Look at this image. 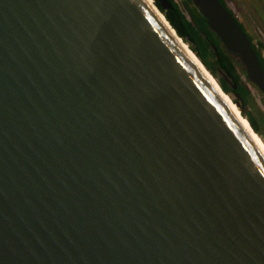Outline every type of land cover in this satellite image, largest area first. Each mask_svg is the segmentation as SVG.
I'll use <instances>...</instances> for the list:
<instances>
[{
  "label": "water",
  "instance_id": "1",
  "mask_svg": "<svg viewBox=\"0 0 264 264\" xmlns=\"http://www.w3.org/2000/svg\"><path fill=\"white\" fill-rule=\"evenodd\" d=\"M153 4L0 0V264H264V146Z\"/></svg>",
  "mask_w": 264,
  "mask_h": 264
},
{
  "label": "trees",
  "instance_id": "2",
  "mask_svg": "<svg viewBox=\"0 0 264 264\" xmlns=\"http://www.w3.org/2000/svg\"><path fill=\"white\" fill-rule=\"evenodd\" d=\"M154 2L177 34L185 43L190 45L193 52L200 58L206 68L218 79L224 92L234 94L236 96L234 98L235 102L239 101L237 99V96H239L245 106L244 108H246L250 103L251 91L246 85H242L241 74L237 70L239 60L225 49L219 37L211 31L207 19L193 5L192 0L183 1V6L190 19L175 0H154ZM220 2L228 9L225 0H220ZM228 11L235 16L231 10L228 9ZM237 21L241 29L245 32L244 25L238 19ZM247 35L252 43L253 49L258 54L264 71V44L258 43L256 45L254 39L249 34ZM234 86H237L236 89H234ZM243 115L246 116L250 125L258 134L264 135L263 113H254L246 109Z\"/></svg>",
  "mask_w": 264,
  "mask_h": 264
},
{
  "label": "rangeland",
  "instance_id": "3",
  "mask_svg": "<svg viewBox=\"0 0 264 264\" xmlns=\"http://www.w3.org/2000/svg\"><path fill=\"white\" fill-rule=\"evenodd\" d=\"M175 1L181 6L185 14L190 19L188 13L186 12L183 6L184 0H175ZM225 3L227 5V8L231 10L234 13V15L237 16L239 21L244 25L245 32L254 39L255 44L256 45H258V43L264 44V0H225ZM186 44L190 47L188 43ZM263 53H264V49H263ZM237 70L238 73L241 74L242 85H246L251 91V99L247 110L254 113L261 112L264 114V95L255 85H253L248 80L245 67L240 60ZM229 82L231 81L229 80ZM234 89H236L235 86ZM229 95L230 97H232V100L234 101V98H236V96L234 94L233 95L229 94ZM244 117L246 118V116Z\"/></svg>",
  "mask_w": 264,
  "mask_h": 264
},
{
  "label": "bare ground",
  "instance_id": "4",
  "mask_svg": "<svg viewBox=\"0 0 264 264\" xmlns=\"http://www.w3.org/2000/svg\"><path fill=\"white\" fill-rule=\"evenodd\" d=\"M150 3L152 4V6L154 5L153 3V0H149ZM163 17V16H162ZM165 20V18H164ZM166 24L168 26H170L167 21L165 20ZM171 28V27H170ZM172 31H174V29L172 28L171 29ZM175 33V36L181 41L182 45H184L187 50L195 57V59L198 61V63L203 67V69L210 75V77L212 78V80L217 84V86L222 90V92L225 94V96L230 100V102L239 110L240 114H241V117L242 119L247 122V124L249 125L250 129L252 130V132L254 133V135L257 137V139L261 142V144L264 146V140L261 139V137L255 132V130L252 128V126L250 125L249 121L244 117V115L242 114L240 108L237 106L236 102H234L232 100V97H230L229 94L225 93L224 90L222 89V87L220 86L218 80L212 75V73L206 68V66L203 64V62L200 60V58H198V56H196L194 54V52L190 49V47L184 42V40L180 39L177 35V33L174 31Z\"/></svg>",
  "mask_w": 264,
  "mask_h": 264
},
{
  "label": "flooded vegetation",
  "instance_id": "5",
  "mask_svg": "<svg viewBox=\"0 0 264 264\" xmlns=\"http://www.w3.org/2000/svg\"><path fill=\"white\" fill-rule=\"evenodd\" d=\"M228 10V9H227ZM235 18H237V16H234ZM238 19V18H237ZM236 19V20H237ZM239 20V19H238ZM238 22V21H237ZM247 34V33H246ZM262 92V91H261ZM263 93V92H262ZM263 95H264V93H263ZM245 107V106H244ZM248 108V106L245 108V110ZM248 111V110H247ZM264 129V128H263ZM263 134H264V130H263ZM261 136V139H263L264 140V135H260Z\"/></svg>",
  "mask_w": 264,
  "mask_h": 264
}]
</instances>
